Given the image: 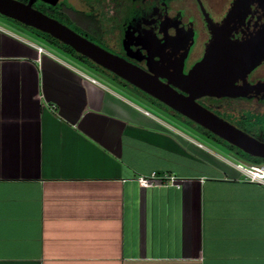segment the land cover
Here are the masks:
<instances>
[{"label":"crops","instance_id":"1","mask_svg":"<svg viewBox=\"0 0 264 264\" xmlns=\"http://www.w3.org/2000/svg\"><path fill=\"white\" fill-rule=\"evenodd\" d=\"M120 91L0 22V264H264V186Z\"/></svg>","mask_w":264,"mask_h":264},{"label":"flooded vegetation","instance_id":"2","mask_svg":"<svg viewBox=\"0 0 264 264\" xmlns=\"http://www.w3.org/2000/svg\"><path fill=\"white\" fill-rule=\"evenodd\" d=\"M16 1L27 4L30 0ZM233 1L32 0L31 6L106 52L157 76L162 83L173 85L182 80L178 76L180 71L186 76L203 58L213 31L219 28ZM263 3L254 0L248 9L233 18L227 27L231 41L249 39L262 30ZM174 89L188 95L176 87ZM158 103L169 112L164 114L173 123L200 136L224 154L243 161L241 154L245 153L237 146ZM195 103L250 139L264 144V61L237 77L233 94L201 96L195 99Z\"/></svg>","mask_w":264,"mask_h":264},{"label":"water","instance_id":"3","mask_svg":"<svg viewBox=\"0 0 264 264\" xmlns=\"http://www.w3.org/2000/svg\"><path fill=\"white\" fill-rule=\"evenodd\" d=\"M253 2L233 1L219 28L213 31L203 58L186 76L180 71L178 76L182 80L173 85L162 83L157 76L106 52L61 23L34 10L32 0L27 4L16 0H0V16L49 35L100 68L237 146L243 153L264 160V144L250 139L195 103V99L201 96L233 94L237 77L245 75L264 61V26L255 36L237 42L230 40L227 31L233 18L248 9ZM174 87L188 95L178 93Z\"/></svg>","mask_w":264,"mask_h":264},{"label":"built area","instance_id":"4","mask_svg":"<svg viewBox=\"0 0 264 264\" xmlns=\"http://www.w3.org/2000/svg\"><path fill=\"white\" fill-rule=\"evenodd\" d=\"M38 51L42 52L43 49L38 47ZM91 81L95 82L93 79H91ZM144 112L146 115H149L147 111ZM201 140L206 142L204 139ZM197 145L203 147L200 143H197ZM231 164L243 175L246 182L264 186V164L256 165L243 161L239 164ZM136 182L140 187L144 188L172 187L179 189L182 181L172 174L164 173L158 175L156 172H152L148 176L136 177Z\"/></svg>","mask_w":264,"mask_h":264},{"label":"rangeland","instance_id":"5","mask_svg":"<svg viewBox=\"0 0 264 264\" xmlns=\"http://www.w3.org/2000/svg\"><path fill=\"white\" fill-rule=\"evenodd\" d=\"M0 22H2V23H5V24H7V25H16V26H19V27H22L26 32H29V31H31L32 33H34L35 34V32L34 31H32V30H30L29 28H27V27H23V25H21V24H19V23H17V22H15V21H12V20H10V19H8V18H5V17H3V16H0ZM42 35V34H41ZM41 38H43V37H41ZM110 78V77H109ZM112 78V77H111ZM110 78V79H111ZM111 80H114V78H112ZM125 90L127 91V92H129L132 96H130L129 94H127L126 92H124V91H120L121 92V94L123 95V96H125L126 98H128L129 100H131L134 104H136V105H138V106H140V107H142V108H144V109H146V110H148L151 114H153L155 117H157V118H160V119H163V120H168V119H170V120H172L168 115H166V114H168L169 112L167 111V110H165V109H163L162 108V106L161 105H159V103H158V101H156L155 99H153L152 97H150V96H147V95H142V94H140V92L139 91H137V90H135V89H133V88H131V87H128L127 86V88H125ZM135 97H137V98H135ZM163 112V113H162ZM164 113H166V114H164ZM163 116L164 117H166V118H168V119H164L163 118ZM183 121V120H182ZM188 132V131H187ZM191 137H193L194 139H196V140H200V138H198V137H194V135H190ZM200 142H201V140H200ZM206 146H208V144H206ZM212 149L215 151V155H220L219 157L223 160V161H225V160H229L231 163H233V164H239V163H241V161H239V160H237V159H235V158H232L231 156H229V155H226V154H224L222 151H220L219 149H216V148H213L212 147ZM209 152H211L212 153V151H210L209 150ZM213 154V153H212ZM241 157H242V155H241ZM244 159V158H243ZM228 162V161H227Z\"/></svg>","mask_w":264,"mask_h":264},{"label":"trees","instance_id":"6","mask_svg":"<svg viewBox=\"0 0 264 264\" xmlns=\"http://www.w3.org/2000/svg\"><path fill=\"white\" fill-rule=\"evenodd\" d=\"M22 25V24H21ZM23 27H26L23 25ZM29 28V27H27ZM30 30L34 31L35 32V35L38 36V37H43L41 39H44L48 44L54 46L55 48H58L60 49L61 51H63L64 53H66L67 55L71 56L72 58H74L76 61H78L79 63L81 64H84L85 66L89 67L90 69L94 70L95 72H98L100 74H103L105 75V77L107 78H114V80H112L113 82L117 83L118 85H120L122 88H127L130 87L127 83L121 81V79H119L117 76L109 73L108 71L100 68L99 66L95 65L94 63H92L90 60H88L87 58L77 54L76 52H74L70 47L68 46H65L63 44H61L60 42H58L57 40L53 39L52 37L50 36H45L44 34L41 35L40 32L36 31V30H33L31 28H29ZM109 78V79H110ZM111 78V79H112ZM134 89V88H133ZM142 94V93H140ZM144 95V94H142ZM208 137H210L209 135H207ZM232 151V150H231ZM242 157V160L244 162H247V163H251V164H256V165H260V164H263V160L261 159H258V158H254V157H251L247 154H241Z\"/></svg>","mask_w":264,"mask_h":264},{"label":"bare ground","instance_id":"7","mask_svg":"<svg viewBox=\"0 0 264 264\" xmlns=\"http://www.w3.org/2000/svg\"><path fill=\"white\" fill-rule=\"evenodd\" d=\"M264 171V170H263Z\"/></svg>","mask_w":264,"mask_h":264}]
</instances>
